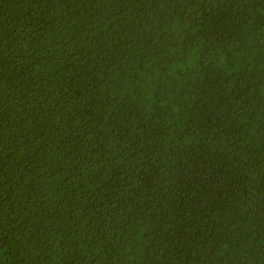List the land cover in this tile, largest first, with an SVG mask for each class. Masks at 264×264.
Segmentation results:
<instances>
[{"label": "trees", "instance_id": "obj_1", "mask_svg": "<svg viewBox=\"0 0 264 264\" xmlns=\"http://www.w3.org/2000/svg\"><path fill=\"white\" fill-rule=\"evenodd\" d=\"M0 264H264V0H0Z\"/></svg>", "mask_w": 264, "mask_h": 264}]
</instances>
